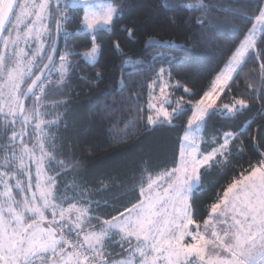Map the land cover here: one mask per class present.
I'll list each match as a JSON object with an SVG mask.
<instances>
[{"label": "trees", "instance_id": "obj_1", "mask_svg": "<svg viewBox=\"0 0 264 264\" xmlns=\"http://www.w3.org/2000/svg\"><path fill=\"white\" fill-rule=\"evenodd\" d=\"M21 1L1 38L0 54ZM70 2L52 0L49 5L48 47L33 77L49 55L57 22L59 49L25 111L46 109V170L54 180V199L87 213L81 228L85 233L141 203L148 181L178 166L193 107L252 31L264 0H111L116 15L110 29L92 35L82 24L81 10ZM92 37L99 53L97 61L88 64L82 54L92 48ZM257 37L254 50L202 122L200 157L225 149L199 171L190 201V220L197 225L206 222L230 185L264 160V30ZM152 38L170 44L147 45ZM62 52L67 55V75L60 82L52 73ZM161 71L177 84L172 96L182 106L169 123L150 125L151 85ZM233 106L231 114L222 111ZM21 124L17 118L15 129ZM27 131L30 145L37 130ZM12 134V127L0 119V159L8 173L14 169L2 157L15 147L10 144ZM126 256V249L115 246L106 262Z\"/></svg>", "mask_w": 264, "mask_h": 264}, {"label": "rangeland", "instance_id": "obj_2", "mask_svg": "<svg viewBox=\"0 0 264 264\" xmlns=\"http://www.w3.org/2000/svg\"><path fill=\"white\" fill-rule=\"evenodd\" d=\"M51 2L21 1L0 54V119L4 126L12 127L10 144H15L2 157L14 170L8 173L9 167L0 159V256L7 262L12 253L26 264H85L75 255L71 247L75 244L91 254L94 261L90 264H264V160L228 187L204 224L190 220L191 193L198 184L199 171L225 149L200 157L202 122L245 56L254 50L257 36L264 30V6L226 69L193 107L178 166L151 178L142 191L141 203L100 229L83 233L87 213L75 206L59 205L54 199V180L46 170V109L25 111L22 124L15 129L19 104L29 85L25 83L34 78L33 71L48 47ZM70 5L81 10L82 24L91 35L109 30L116 15L111 0H71ZM151 44L170 43L152 38L147 41ZM98 53L92 37V48L82 58L94 64ZM55 69L52 74L56 72L58 81H63L66 53L62 52ZM176 86L164 71L158 74L148 104L150 125L169 123L180 111L181 101L172 96ZM41 93L35 96L36 101ZM234 107L222 111L231 114ZM30 127L37 130V139L29 145L25 136ZM229 139L224 137L225 144ZM115 246L126 249L127 256L107 263L106 256Z\"/></svg>", "mask_w": 264, "mask_h": 264}, {"label": "water", "instance_id": "obj_3", "mask_svg": "<svg viewBox=\"0 0 264 264\" xmlns=\"http://www.w3.org/2000/svg\"><path fill=\"white\" fill-rule=\"evenodd\" d=\"M16 2L17 0H4L0 7V41L4 34V31L6 29L7 23L9 21V18L12 14ZM58 49H59V22H57L55 25L54 42L46 62L44 63L40 71L31 80V82L29 83V85L27 86V88L23 93L18 110L19 119L22 118L25 112L27 102L32 98V96L40 86L42 80L44 79L47 71L52 66L56 58ZM0 264H6L5 260L1 256H0Z\"/></svg>", "mask_w": 264, "mask_h": 264}, {"label": "built area", "instance_id": "obj_4", "mask_svg": "<svg viewBox=\"0 0 264 264\" xmlns=\"http://www.w3.org/2000/svg\"><path fill=\"white\" fill-rule=\"evenodd\" d=\"M71 247L75 252V255L85 264H90L91 261H94V258L91 256V254L86 252V250L82 246L71 244Z\"/></svg>", "mask_w": 264, "mask_h": 264}, {"label": "crops", "instance_id": "obj_5", "mask_svg": "<svg viewBox=\"0 0 264 264\" xmlns=\"http://www.w3.org/2000/svg\"><path fill=\"white\" fill-rule=\"evenodd\" d=\"M2 0H0V7H1V5H2ZM257 260V259H256ZM6 261V260H5ZM27 263V261H22V260H19L18 258H17V256L16 255H13L12 253L11 254H9V256H8V261L6 262V264H26ZM41 262H38V263H36V264H40ZM44 264H46V263H44ZM47 264H51V261H48V263Z\"/></svg>", "mask_w": 264, "mask_h": 264}]
</instances>
